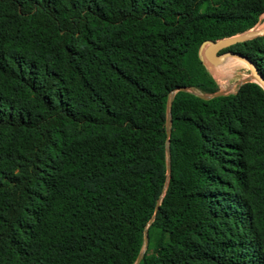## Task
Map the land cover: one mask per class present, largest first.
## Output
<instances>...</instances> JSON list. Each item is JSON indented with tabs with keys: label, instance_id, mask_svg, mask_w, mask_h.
Listing matches in <instances>:
<instances>
[{
	"label": "trees",
	"instance_id": "trees-1",
	"mask_svg": "<svg viewBox=\"0 0 264 264\" xmlns=\"http://www.w3.org/2000/svg\"><path fill=\"white\" fill-rule=\"evenodd\" d=\"M263 13L0 0V264H264V88L200 96ZM226 49L264 77V34Z\"/></svg>",
	"mask_w": 264,
	"mask_h": 264
},
{
	"label": "water",
	"instance_id": "water-1",
	"mask_svg": "<svg viewBox=\"0 0 264 264\" xmlns=\"http://www.w3.org/2000/svg\"><path fill=\"white\" fill-rule=\"evenodd\" d=\"M264 34V29L263 30H257L255 29L254 27L245 31V32H242L240 34H237V35H234V36H230V37H227V38H224V39H219V40H216V41H206L203 46L201 47V56H202V49L204 47V45L206 44H209V48L206 52V56L207 58L211 61V62H218L219 60H221L222 58L226 57V56H235L241 60H243L244 62L247 63V65L250 67V70L253 74V77L252 78H248V79H245L243 81V83L245 82H249V81H255L257 82L259 85H261L263 88H264V77L257 71V69L255 68V66L253 65V63L248 59L246 58L245 56H243L241 53L239 52H236V51H232V50H228V51H222L236 43H239V42H244V41H247V40H250L252 38H255V37H258V36H261ZM202 59H203V56H202ZM204 60V59H203ZM205 62V61H204ZM254 79V80H253ZM177 90H186L185 87H179ZM222 94H226L225 92L223 91H219V92H216V93H213V94H200V96L202 98H210V97H213V96H217V95H222ZM170 123H171V115L170 113L168 114V120H167V127L169 128L170 127ZM168 133H169V130H168ZM167 153H168V169L170 168V158H169V154H170V148L169 146H167ZM146 238V237H145ZM143 253V252H142ZM140 254L137 261H136V264L139 263V261L141 260V257L143 254Z\"/></svg>",
	"mask_w": 264,
	"mask_h": 264
},
{
	"label": "rangeland",
	"instance_id": "rangeland-1",
	"mask_svg": "<svg viewBox=\"0 0 264 264\" xmlns=\"http://www.w3.org/2000/svg\"><path fill=\"white\" fill-rule=\"evenodd\" d=\"M264 23V13L261 16L260 22L254 26L258 29ZM227 49L222 50L223 52ZM216 66L215 70L210 68V71L216 78L220 86V91L225 93H234L238 87L243 84V81L248 78H252L253 74L250 67L243 60L235 56H226L218 62H212ZM254 80V79H253ZM146 249V245L143 247V251ZM142 251V252H143Z\"/></svg>",
	"mask_w": 264,
	"mask_h": 264
},
{
	"label": "bare ground",
	"instance_id": "bare-ground-1",
	"mask_svg": "<svg viewBox=\"0 0 264 264\" xmlns=\"http://www.w3.org/2000/svg\"><path fill=\"white\" fill-rule=\"evenodd\" d=\"M263 29H264V23L257 30H263ZM209 46H210L209 44L204 45V47L202 49V56H203L205 63L209 66V68H211L212 70H215L216 66L206 56V52H207Z\"/></svg>",
	"mask_w": 264,
	"mask_h": 264
}]
</instances>
